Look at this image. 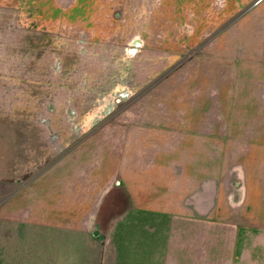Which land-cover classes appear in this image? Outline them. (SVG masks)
Here are the masks:
<instances>
[{
    "label": "crops",
    "instance_id": "obj_1",
    "mask_svg": "<svg viewBox=\"0 0 264 264\" xmlns=\"http://www.w3.org/2000/svg\"><path fill=\"white\" fill-rule=\"evenodd\" d=\"M246 21L233 24L231 40L214 43L218 58L241 65L248 85L223 89L214 117L201 109L198 118L165 124L122 120L118 171L92 152L95 135L65 150L63 137L47 143L44 129L36 158L23 157L30 146L13 136L1 138L0 179L17 187L0 200V220H8L0 264H33L34 236L54 240L61 252L65 240L80 238L93 256L55 264H240L241 254L247 264H264V0L252 4ZM240 69L233 75L240 78ZM248 159L262 167L241 161ZM163 182L171 186L160 188ZM117 191L129 194L119 211Z\"/></svg>",
    "mask_w": 264,
    "mask_h": 264
},
{
    "label": "rangeland",
    "instance_id": "obj_2",
    "mask_svg": "<svg viewBox=\"0 0 264 264\" xmlns=\"http://www.w3.org/2000/svg\"><path fill=\"white\" fill-rule=\"evenodd\" d=\"M255 1L0 0V139L13 136L11 142L30 146L23 157L36 158L44 129L46 142L60 135L65 150L95 135L92 152L111 158L118 171L122 120L165 124L198 118L201 109L214 117L223 89L248 85L241 65L238 78L232 57H217L214 39L231 40L233 24H246ZM41 120L47 127L37 126ZM215 148L209 143L212 163ZM241 161L262 167L261 160ZM15 187L0 179V200ZM126 196L112 193L116 211ZM7 227L1 219V230ZM83 242L65 240L61 252L54 240L34 236L32 263L92 261ZM239 262L247 264L246 256Z\"/></svg>",
    "mask_w": 264,
    "mask_h": 264
}]
</instances>
